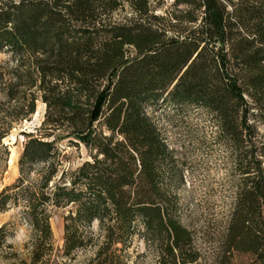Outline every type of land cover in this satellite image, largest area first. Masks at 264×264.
I'll return each mask as SVG.
<instances>
[{
	"label": "trees",
	"instance_id": "1",
	"mask_svg": "<svg viewBox=\"0 0 264 264\" xmlns=\"http://www.w3.org/2000/svg\"><path fill=\"white\" fill-rule=\"evenodd\" d=\"M179 6H182L181 8ZM127 14L112 19L122 8ZM0 0V174L4 138L44 104L38 133L22 132L17 176L0 188V213L28 226L20 246L0 225V264H127L133 236L157 264H195L179 222L182 163L145 111L149 104L209 112L237 154L241 182L221 253L264 264V0ZM81 142L89 159L62 166L57 145ZM63 209L62 243L50 218Z\"/></svg>",
	"mask_w": 264,
	"mask_h": 264
},
{
	"label": "rangeland",
	"instance_id": "2",
	"mask_svg": "<svg viewBox=\"0 0 264 264\" xmlns=\"http://www.w3.org/2000/svg\"><path fill=\"white\" fill-rule=\"evenodd\" d=\"M156 12L171 8L172 0H151ZM180 8L182 6H179ZM127 14L124 7L112 13V19H120ZM0 61L8 62L9 54L0 52ZM146 113L159 128L167 147L176 160L182 163V183L176 188L177 216L179 222L190 232L192 244L199 253L195 264L209 263L221 253L233 201L241 182V174L236 167V155L240 149L229 145L219 133L209 112L195 106L174 107L161 103L145 106ZM44 104L35 101V109L27 119H23L10 130L3 144L15 149V169L8 166L0 174V188L14 181L17 176V158L22 148V132L38 133L43 118ZM258 140L264 143V123L256 122ZM68 138L57 145L63 150L62 166L75 167L89 159L81 142L70 145ZM9 157L7 156L8 160ZM63 209H54L50 218L52 239L55 247L62 243ZM8 223L7 240L20 246L28 237V226L21 220L16 207L0 213V225ZM55 229V230H54ZM127 264H157V254L151 243H144L139 236H133L126 249ZM236 260L245 263L258 262L250 251L237 253Z\"/></svg>",
	"mask_w": 264,
	"mask_h": 264
},
{
	"label": "bare ground",
	"instance_id": "3",
	"mask_svg": "<svg viewBox=\"0 0 264 264\" xmlns=\"http://www.w3.org/2000/svg\"><path fill=\"white\" fill-rule=\"evenodd\" d=\"M14 158H15V149H11L10 150V157L8 160V166L15 169Z\"/></svg>",
	"mask_w": 264,
	"mask_h": 264
}]
</instances>
